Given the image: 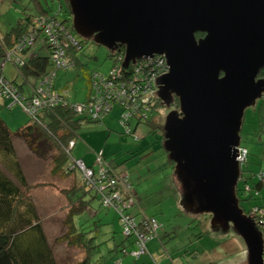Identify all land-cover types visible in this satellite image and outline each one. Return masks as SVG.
<instances>
[{
	"label": "water",
	"instance_id": "water-1",
	"mask_svg": "<svg viewBox=\"0 0 264 264\" xmlns=\"http://www.w3.org/2000/svg\"><path fill=\"white\" fill-rule=\"evenodd\" d=\"M68 1L73 30L110 52L124 46L125 68L166 58L158 97L179 107L163 146L183 184V209L210 214L214 230L233 227L249 264H264L263 235L237 193L246 111L264 97V0Z\"/></svg>",
	"mask_w": 264,
	"mask_h": 264
},
{
	"label": "rangeland",
	"instance_id": "rangeland-1",
	"mask_svg": "<svg viewBox=\"0 0 264 264\" xmlns=\"http://www.w3.org/2000/svg\"><path fill=\"white\" fill-rule=\"evenodd\" d=\"M38 5L47 10L50 16L57 15L59 21L70 17L66 0H0V38L26 13L34 12ZM68 24L72 27V16ZM73 34L77 40H83L75 31ZM35 52L49 53L41 39L32 47L29 55ZM78 58L79 63L74 68L59 70L55 80L58 90L68 89L71 102L88 99L89 75L94 72L107 74L115 65L110 51L91 41L78 53ZM4 74L9 80L16 78L18 82L21 81L12 61L7 62ZM31 82L34 83V79ZM10 103L9 101L8 106L11 108ZM17 106L19 105L13 106L14 110L4 108L2 113L8 119V126L12 131L30 121V115L21 106ZM171 110L172 107L163 105L152 109L148 118L139 124L136 118L132 119L131 129L134 132L129 134L119 120L123 110L115 106L104 121L86 123L78 131L75 138L77 145L72 149L69 166L74 158L84 159L89 166L97 167L96 153L103 151L105 159L115 172L128 176L131 181L136 195V206L132 212L136 214L142 211L148 216H155L161 225L157 230L158 236L147 242L149 252L140 259L124 254L123 250L117 251L118 246L122 249L123 242L127 250H133L135 247L129 243L133 238L126 239L119 215L114 210L103 208L98 197L92 198L95 195L92 191L86 195L90 204L74 220L76 226H81L85 232H91V236H95L93 262L116 264V260L122 258V264H248L246 244L233 227L214 230L209 214L187 212L183 209V184L168 161L162 144L163 127ZM257 111V106L247 109L241 134V145L250 152L247 162L242 165L244 173L240 180L241 188L244 187L245 180L253 186L259 180L258 175L264 171V137H257L255 133L259 129ZM16 149L28 182L31 185L43 184L34 188L31 194L45 217L47 229L52 232V224L55 222L58 228L57 222H63L68 211V200L62 191L74 186L73 179L80 185L82 176L78 170L73 171L70 178L53 175L52 155L43 156L34 152L23 140L16 139ZM243 196H248V193ZM261 202L262 200L244 202V206L249 209L251 205ZM62 228L64 233L66 228L64 225ZM61 244L65 247V243ZM73 249L76 247L70 248L71 254ZM76 255L74 253L71 256L72 264L83 259L84 253ZM63 258L60 259V264H66Z\"/></svg>",
	"mask_w": 264,
	"mask_h": 264
},
{
	"label": "trees",
	"instance_id": "trees-1",
	"mask_svg": "<svg viewBox=\"0 0 264 264\" xmlns=\"http://www.w3.org/2000/svg\"><path fill=\"white\" fill-rule=\"evenodd\" d=\"M66 3L67 12L70 14V17L64 21H59L57 15L52 16V18H55L60 25L64 27L65 31L70 33L76 39L73 34V26L70 27L68 24V22L71 21L72 15L69 1L66 0ZM41 16L49 17L50 15L41 5H38L34 12L26 13L24 17H21L18 23L4 34L0 42V58L9 51H15L17 43L24 38L29 39L34 32L39 35L37 41L41 39L45 43V46L49 51L48 54L35 52L34 54L29 55L30 50L37 42L33 46L25 48L21 54H18L22 62L19 64L15 62L13 63L18 70L17 77L21 78L20 82H18V79L16 78L14 80H9L6 77L24 95L28 96V98L33 96L37 83L48 72H50L53 67L52 56L55 49L49 42V38L42 33L41 28L37 27L35 23V20ZM58 29H60V27ZM59 36L60 40L63 43H66L64 32H59ZM198 36H200V34ZM76 41L78 44L74 45L67 40V43H70H68V46L66 47L67 56L74 64L73 68L79 63L78 53L85 49V46L89 41L92 42L91 39L89 40L86 38H83L81 41L76 39ZM120 56H125V47L118 45L110 52V57L116 60V58ZM135 65L136 62L131 63L128 66V71H131ZM259 77L264 78V69L261 71ZM90 78L91 75H89V86ZM31 79H34V83L31 82ZM54 90L64 98L65 103L61 102L56 106L41 109L38 112L36 119L30 116V121L26 125L20 126L16 131H12L6 121L0 117V264H58L53 246L49 242L44 231L38 207L31 194L34 188L43 186V184L31 185L28 182L17 155L16 139L23 140L34 152L40 155H52V174L69 177L73 171L77 170L72 168L73 163L69 166V157L71 156L67 153V149L70 142L75 141L78 131L84 124L101 122L86 114L76 113L72 109L73 102L68 98L67 88L58 90L55 85ZM154 99L156 103L155 105L151 104V107L147 112V117L136 118L138 124L148 118V114L152 109L165 105L158 96ZM170 106L172 109H178L179 104L177 98L174 99ZM257 110V128L259 129L256 130L255 133L257 137H264V97L259 100ZM132 132L134 131L132 130ZM164 141L165 138L163 137L162 144ZM166 154L168 155L167 151ZM168 161L173 167L175 166V162L170 159ZM243 173L244 167L242 166L241 180L243 179ZM81 181L80 185L75 183L71 189H65L62 191L68 200V211L64 220V226L66 229L62 235L56 238L55 243H66L70 247H76L84 253L83 259L74 264H96L93 262V257L95 255L94 249L96 247L94 243L95 236H91V232H85L80 228L81 226H76L74 219L78 214L85 211L88 203L90 204V201L85 199L86 195L91 194L93 191L95 195L92 196V198L96 196L100 200V196L95 189L86 186L83 180ZM50 185L52 186V184ZM247 185L250 187V190L246 189ZM263 187L264 182H261L260 180H258L257 183H254L253 186L245 180V185L242 188L239 183L237 193L240 199V206L244 209V212L247 215L251 216V211L254 207H264V197H262ZM256 191L259 192L258 196L255 195ZM244 193H248V196H243ZM253 200H262V202L251 205L249 209L245 208L244 202L250 203ZM100 205L103 208L114 210L103 206L101 200ZM114 211L119 215V221L124 233V223L121 220V214L116 210ZM131 213L137 218V220H143L144 217L156 219L155 216H148L142 211L136 214L131 211ZM156 221L158 222L157 219ZM160 226L161 225L159 224V227ZM131 238H133V240H130V246L132 245L135 247L134 249H136L135 238L133 236H126V239ZM121 245L123 246L122 249H119L118 246V249L116 250H123L125 254L127 250L125 242Z\"/></svg>",
	"mask_w": 264,
	"mask_h": 264
},
{
	"label": "built area",
	"instance_id": "built-area-1",
	"mask_svg": "<svg viewBox=\"0 0 264 264\" xmlns=\"http://www.w3.org/2000/svg\"><path fill=\"white\" fill-rule=\"evenodd\" d=\"M37 27L49 38L54 47L52 56L53 67L34 89L33 96L28 98L17 87L13 85L4 75L7 62L21 63V54L25 48L33 46L37 42L36 32L28 38L17 43L16 50L7 52L0 58V97L8 99L10 106H21L31 117L37 118L41 109L56 106L65 100L54 90L57 72L73 68V62L68 58L66 47L68 43L77 45L76 39L52 16H41L35 20ZM60 27V29H58ZM59 32H64L66 43L60 40ZM67 40L70 41L67 43ZM15 54V56H14ZM124 56L116 58L115 65L107 74L94 72L90 78L88 99L81 102H73L72 109L79 114H86L100 122L112 112L115 106L122 108L119 118L120 123L128 133H132L131 120L135 118H146L151 104L155 105V97L158 96V80L169 72L167 60L162 55H155L150 59L137 60L131 71L123 66ZM75 141H71L67 153L72 157V149ZM249 156L247 147H239L238 160L241 164L246 162ZM95 163L97 167L88 166L82 159H74L72 168L77 169L86 186L95 189L103 206L116 210L121 214L124 223V234L127 237H134L136 249L127 251L139 259L148 252L147 242L157 236L159 223L154 218L144 217L142 220L131 213L136 206V196L133 186L124 175L114 172V169L107 162L103 151L96 153ZM259 180L264 182V171L259 175ZM247 190L250 187L246 186ZM258 196L259 192L256 191ZM257 228L264 237V207H254L250 216ZM116 264H122V259L116 260Z\"/></svg>",
	"mask_w": 264,
	"mask_h": 264
},
{
	"label": "crops",
	"instance_id": "crops-1",
	"mask_svg": "<svg viewBox=\"0 0 264 264\" xmlns=\"http://www.w3.org/2000/svg\"><path fill=\"white\" fill-rule=\"evenodd\" d=\"M0 42H1V38H0ZM4 71H5V69H4ZM8 105H9V100L6 98L0 97V117H2L6 121L7 124H9L8 119L2 116V113H4V108L14 110L13 106L10 108ZM17 107H19V106H17ZM76 145H77V142L75 141V146ZM82 160H84V159H82ZM69 178H70V176H69ZM72 182L75 184L76 183L75 179H73ZM85 199H87V197ZM38 211H39V215H40L42 222H43L44 231L47 235L49 242L53 246L54 254H55V257H56L58 264H60V259L63 258L62 256L65 257V259L64 258L63 259L66 261V264H72L73 261H71L72 260L71 256L74 255V253L75 254L77 253L76 256H78L80 254V252H82V251L80 249L76 248V249H73V253L71 254L70 253L71 247L68 244L65 243V247H63L62 244H56L55 243L56 238L62 234V231H63L62 225H64V221L63 222L60 221V223L57 222L58 228H56V223L54 222V224H52L53 225V229H51L52 232H49V230L47 229L45 217L42 215L40 209H38ZM59 245H62V247L60 248ZM76 259H79V258H76Z\"/></svg>",
	"mask_w": 264,
	"mask_h": 264
},
{
	"label": "flooded vegetation",
	"instance_id": "flooded-vegetation-1",
	"mask_svg": "<svg viewBox=\"0 0 264 264\" xmlns=\"http://www.w3.org/2000/svg\"><path fill=\"white\" fill-rule=\"evenodd\" d=\"M199 34H200V36H198ZM203 37H205V34L204 33H198L197 34V38L198 39L203 38ZM247 263L249 264L248 259H247Z\"/></svg>",
	"mask_w": 264,
	"mask_h": 264
}]
</instances>
